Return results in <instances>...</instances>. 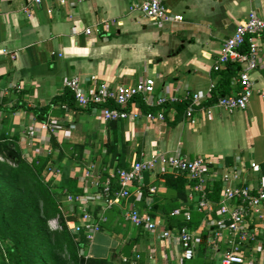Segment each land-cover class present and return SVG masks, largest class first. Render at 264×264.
Masks as SVG:
<instances>
[{"label": "crops", "instance_id": "crops-1", "mask_svg": "<svg viewBox=\"0 0 264 264\" xmlns=\"http://www.w3.org/2000/svg\"><path fill=\"white\" fill-rule=\"evenodd\" d=\"M143 1L42 0L29 4V14L25 10L27 0H0V134L17 136L23 157L29 161L54 151L53 136L60 143L85 145L84 159L73 166L85 195L81 202L63 201L65 208L79 213L80 220L83 208H87L100 225L87 250H82L85 256L123 264L121 249L135 240L132 255L140 253L141 263L187 264L191 260L181 257V245L175 236L160 238L159 232L152 236L139 226L134 232L125 212L134 207L160 219L161 228L179 227H169V213L183 207L182 200L175 198L164 175L180 173L159 170L179 153L190 158L205 156L216 167L229 171L242 170L247 183H256L259 176H264V39L259 43L258 65L250 72L255 93L247 108L231 112L217 107L209 115L196 105V124L186 116L188 99L170 103L166 120L161 121L148 119L146 113L152 107L138 98L128 109L139 106L140 115L110 125L103 119L100 106L84 108L76 103L66 109L54 98L66 91V81L73 76H78L84 87L93 75L110 84H132L152 77L157 80L155 96L198 93L204 97L203 104H213L207 102L215 87H222L226 94L240 90V67L233 73L228 69L233 64L220 70L213 67L222 44L251 11L264 17V0H164L173 13L183 14L184 20L162 26L133 8ZM87 28L91 31L86 32ZM185 102L187 106L179 112L176 105ZM43 105L50 106V120L64 124L58 134L41 128L35 108ZM153 108L157 113L166 107ZM31 130L35 135L29 136ZM111 138L117 140L121 159L129 161V166L135 159L154 156L158 162L155 170L145 172L135 182L128 198L107 206L105 199L94 194L85 169L92 165L100 180L106 181L122 168L117 166L119 159L114 154L106 155ZM253 161L259 171L251 168ZM112 177L118 183L117 177ZM215 182L211 183V196ZM153 186L155 191H151ZM186 188L188 194L190 184ZM119 189L118 184L116 191ZM193 217L194 224L198 223L192 228L199 248L205 231L213 251L208 253L210 263L216 264L217 251L225 249V244L213 243L204 213L195 210Z\"/></svg>", "mask_w": 264, "mask_h": 264}, {"label": "built area", "instance_id": "built-area-1", "mask_svg": "<svg viewBox=\"0 0 264 264\" xmlns=\"http://www.w3.org/2000/svg\"><path fill=\"white\" fill-rule=\"evenodd\" d=\"M42 0H27L25 7L30 14L29 4L40 3ZM67 0H61L66 3ZM81 2L83 0H75ZM133 8L141 10L145 17L162 26L172 21H183V14L173 13L164 0H145L136 4ZM91 29L87 28L86 32ZM260 39H264V17L256 11H251L248 18L241 21L234 32L224 40L215 70H220L228 64L240 66L238 81L240 90L233 94L220 96L216 102L210 105L203 104L204 97L198 93L185 96L160 94L155 96L157 80L147 77L132 84H110L99 81L96 75L91 76V83L83 86L78 76H73L66 81V87L71 90L76 103L81 107L100 106L103 119L107 122L127 119L131 115H140V107L134 106L129 110L134 101L141 98L149 107L166 106L169 103H178L185 99L190 101L186 110V116L192 124H196L194 115L196 105L202 106L207 114H212L215 108L228 111L245 109L249 105L255 93L254 81L251 71L258 65V52ZM264 97V92H262ZM63 107L68 109L67 104ZM148 119L165 121L164 111L155 113L148 111ZM41 128L55 135L64 129V124L43 120ZM1 129V124H0ZM35 130L29 131V136L35 135ZM3 159V158H2ZM158 158L135 159L129 167L117 168L112 176H116L119 191L115 196L113 190V177L101 181L99 175L93 171V166L85 169V177L91 179L94 194L105 199L107 206H111L118 199L128 198L131 195V187L140 180L145 172L157 168ZM251 168L259 171V165L253 161ZM184 174L190 181L188 200L191 207L183 206L173 210V215H182L185 223L178 228H161L162 222L150 212H141L137 208H129L125 212L126 219L135 226L143 227L150 235L160 238L175 236L181 245V257L185 260H193L197 257L199 242L195 230L190 225L193 221V211L204 213L208 225L211 228L213 243L225 244V249L217 251L216 264H264V176H259L256 183H247L242 177V170L229 171L216 167L205 156L190 158L177 154L168 162V166H162L159 170L166 173L168 170ZM220 181L222 189L217 199L211 196V183ZM151 187V191H155ZM83 200V196L69 194L66 201L77 203ZM55 221L58 218H54ZM57 219V220H56ZM72 233L84 232L90 240L94 233L100 230V225L87 208H83V215L78 222L67 221ZM86 258H88L86 256ZM141 254L135 253L131 258L124 257L123 264H144L140 262Z\"/></svg>", "mask_w": 264, "mask_h": 264}, {"label": "trees", "instance_id": "trees-1", "mask_svg": "<svg viewBox=\"0 0 264 264\" xmlns=\"http://www.w3.org/2000/svg\"><path fill=\"white\" fill-rule=\"evenodd\" d=\"M239 67L233 64L228 69L233 73ZM223 95L226 93L222 87H215L207 104ZM57 101L69 106L76 104L68 88L54 98V102ZM187 104H177L176 107L181 112ZM170 106L172 104H167L164 112ZM49 109L50 106L43 105L37 106L35 111L43 121L49 120ZM149 110L153 111L154 108ZM118 121H110V125H116ZM17 139V136L0 134V264H113L106 258H86L82 252L87 247L86 235L83 231L72 233L67 225V221L80 220L79 213L69 211L63 201L69 194L85 195L79 175L73 170V166L81 164L84 159L85 145L60 143L53 136L54 151L29 161L23 157ZM116 143L117 140H109L106 155L114 154L119 159L118 167H129V161L121 159L123 154L118 152ZM104 176L106 178L107 173ZM164 177L175 198L182 200L180 205L191 207L186 188L190 184L188 178L184 174L173 173H167ZM117 189L118 183L113 181V195ZM221 189L222 183L215 182L212 197L217 199ZM57 215L61 218V230H53L49 225V220ZM169 219V227H181L185 223L182 216L170 213ZM194 223L190 225L197 227L198 223ZM210 248L209 235L204 231L198 254L208 259Z\"/></svg>", "mask_w": 264, "mask_h": 264}, {"label": "rangeland", "instance_id": "rangeland-1", "mask_svg": "<svg viewBox=\"0 0 264 264\" xmlns=\"http://www.w3.org/2000/svg\"><path fill=\"white\" fill-rule=\"evenodd\" d=\"M54 218H58V220L57 221H55V219ZM60 220H61V218H60V216L59 215H57V216H55V217H53V218H51L50 220H49V225H50V227L53 229V230H61V225H60ZM67 225H68V223H67ZM137 227L138 226H135V225H132V229H133V231L134 232H136L137 231ZM68 228H69V226H68ZM69 230H70V228H69ZM71 231V230H70ZM72 232V231H71ZM86 244L87 245H89V240H87L86 241ZM83 250H87V247H85ZM208 253H213V251L210 249L209 250V252ZM209 260V261H208ZM210 263V259L208 258H205L204 256H201V255H198L197 257H195L193 260H191V261H188L187 262V264H209Z\"/></svg>", "mask_w": 264, "mask_h": 264}, {"label": "water", "instance_id": "water-1", "mask_svg": "<svg viewBox=\"0 0 264 264\" xmlns=\"http://www.w3.org/2000/svg\"><path fill=\"white\" fill-rule=\"evenodd\" d=\"M135 244H136L135 240H132L131 242L124 244L121 249L122 256L126 258H131L133 254V250L135 248Z\"/></svg>", "mask_w": 264, "mask_h": 264}]
</instances>
